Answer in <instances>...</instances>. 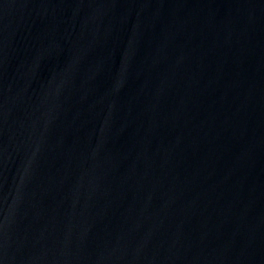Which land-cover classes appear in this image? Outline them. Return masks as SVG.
<instances>
[{
    "label": "water",
    "instance_id": "95a60500",
    "mask_svg": "<svg viewBox=\"0 0 264 264\" xmlns=\"http://www.w3.org/2000/svg\"><path fill=\"white\" fill-rule=\"evenodd\" d=\"M0 264H264V0H0Z\"/></svg>",
    "mask_w": 264,
    "mask_h": 264
}]
</instances>
